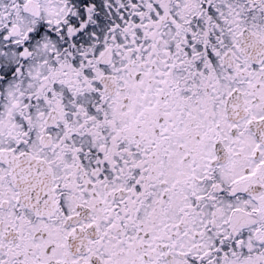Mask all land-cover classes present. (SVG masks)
Returning a JSON list of instances; mask_svg holds the SVG:
<instances>
[{
  "label": "snow or ice",
  "instance_id": "obj_1",
  "mask_svg": "<svg viewBox=\"0 0 264 264\" xmlns=\"http://www.w3.org/2000/svg\"><path fill=\"white\" fill-rule=\"evenodd\" d=\"M0 264H264V0H0Z\"/></svg>",
  "mask_w": 264,
  "mask_h": 264
}]
</instances>
